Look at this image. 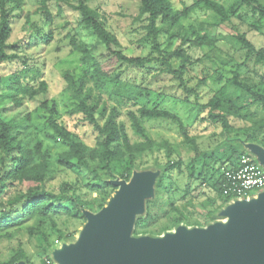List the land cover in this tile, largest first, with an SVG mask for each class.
I'll list each match as a JSON object with an SVG mask.
<instances>
[{"label":"trees","instance_id":"trees-1","mask_svg":"<svg viewBox=\"0 0 264 264\" xmlns=\"http://www.w3.org/2000/svg\"><path fill=\"white\" fill-rule=\"evenodd\" d=\"M38 1L40 5L35 12L40 14L39 17L32 18L30 12L23 17L27 35L35 39L32 47L52 38L49 27L52 17L47 7L51 0ZM55 1L74 9L79 15L80 30L94 36V41L89 43L84 37L69 35L71 49L79 53V59L86 67L79 75L64 70L62 78L63 91L72 106L68 113L80 114L98 137L95 144L89 146L56 118L55 106L46 99V81L40 80L36 87L21 88V85L13 84L11 74L0 73V106L10 100L20 106L25 97H40L37 110L44 113L42 127L48 130L43 135L54 147L60 143L66 146L54 155L55 162L72 171L76 180H83L81 184L62 183L58 191L47 188L46 181L52 178L54 170L50 146L43 144L45 138L39 136V127L34 125L30 113L13 119L0 110V237L9 239L15 233L12 227L24 229L28 237L34 239L37 255L44 257L50 248L46 222L55 227L57 216L84 219V210L98 211L110 197V192L115 191L111 178L118 175L128 181L133 170H160V173L153 183L152 196L144 199L143 211L136 215L131 234L160 235L180 224L203 227L217 221L218 210L230 202V197L221 192L220 166H236L243 154L257 160L241 141L264 148V46L256 48L237 28L231 37L237 41L239 56L236 51L228 59L206 55L211 61L212 74L208 75L202 69L203 76L197 87L207 77L217 84L211 88L208 99L198 103L196 89L183 86L185 92L194 94L193 102L206 111V118L221 127L225 137L221 145L213 149L200 150L179 115L157 105L148 106L149 89L135 78L121 77L116 68L122 64L141 68L157 64L161 66L160 72L172 74L179 79V85H184L183 74L201 59H192L183 45L214 49L220 35L213 32L212 27L225 24L231 16L243 20L247 13L250 14L248 27L264 37V0H230L227 5L218 0H191L179 9L174 8L170 0H138L134 20L141 21L143 33L135 52L123 48L106 25V17L98 7H92L89 0ZM24 2L0 0V65L18 58V50L25 47L8 42L12 30L10 21L24 14ZM199 9L211 11L218 20L191 21V14ZM162 35L168 40L178 38L180 45L169 49L162 47ZM144 48L148 50L145 54ZM236 59L234 68L224 73L226 66ZM183 98L188 100L186 95ZM152 119L175 123L184 141L191 145L193 155L183 171L186 179L209 187L215 194L209 200L211 207H207L202 217L196 216L191 221L195 213L174 205L171 181L167 179L173 169L182 170L183 160L175 154L168 140L153 137L145 123ZM34 129L38 130L36 134ZM106 175L110 179L105 178ZM85 179L88 180L86 183ZM83 185L86 187L84 192L80 191ZM198 188L195 191L198 192ZM184 190L182 196L189 192L186 187ZM92 192L97 193L98 200L89 196ZM41 219L45 221L35 222ZM17 261L31 262L26 253L18 249L8 259L0 260V264Z\"/></svg>","mask_w":264,"mask_h":264},{"label":"rangeland","instance_id":"rangeland-1","mask_svg":"<svg viewBox=\"0 0 264 264\" xmlns=\"http://www.w3.org/2000/svg\"><path fill=\"white\" fill-rule=\"evenodd\" d=\"M24 1V14H22L21 18L15 17L10 21L12 30L8 42L11 44L20 43L25 47L18 50V58H14L10 62H5L0 65V73L3 75L11 74L13 76V84H19L21 85V88L36 87L40 80L46 81L48 85L46 99L49 104L55 106L56 118L59 119L69 130L76 133L84 143L93 146L98 137L96 131L91 125L82 120L80 114L71 115L68 113V110L72 106L70 104V98H68L63 91L64 80L62 78V72L68 69L75 75H79L83 71V68L86 67V65L81 63L79 53L71 49V46L69 45V35H75L77 38L84 37L89 43L94 41V36L80 30L78 25L79 15L74 9L66 3L51 0L47 7L52 17V21L49 24L52 31V38L48 42H44L42 45L32 47L35 39L34 36L27 35L28 33L26 32L28 30L25 27L23 17L27 12H30L33 13L31 17L33 16L32 18L37 19L40 14L35 11L40 4L38 0ZM76 1L77 0H71L72 3H76ZM170 1L174 8L179 9L191 0ZM218 1L227 5L230 0ZM89 4L92 7H98L101 14L106 17V25L120 40L123 48H128L130 51L134 52L137 51L136 45L139 37H141L143 33L141 21L134 20L138 13V0H89ZM249 15V13L245 14L243 20L239 19L237 16H231L228 22L221 24L218 28L217 26H213L212 31L220 35L214 49L207 46L192 47L188 44L183 45V48L191 55L192 59H201V62H195L188 72L183 74L184 85H179V79L172 74L165 71L160 72L161 66L157 64H150L144 68L122 64L121 66H118L116 70L117 72L120 71L119 73L121 77L127 79L135 78L141 85L146 86L147 89H149L151 96L147 102L148 106L152 104L157 105L158 107L165 108L179 115L183 125L188 131V135L194 137L195 143L200 150L213 149L218 145H221V142L225 137L221 127L219 124L212 123L206 118V111L194 104V94L185 92L183 86L196 89L198 103H203L208 99L212 93L211 88L217 86V84L213 83L212 80L207 77L203 84H200V86L197 87V84L200 83L199 80L203 76L202 69H204L208 75L212 74V69L209 68L211 61L206 55H210L213 58L223 56L225 59H228L229 56L233 55L236 51L237 56H239L240 51H237L239 49L237 41L231 37L232 34L237 32V28L240 33H245L246 37L256 48L264 46V37L248 27V22L250 21ZM190 20H206L214 22L218 20V17L209 10L199 9L191 14ZM160 41L162 47L168 49L180 45V40L176 37L168 40L162 35L160 36ZM147 51V48H144L143 53L145 54ZM173 62L175 63V61ZM236 62L237 59L236 61H231L230 64L226 66L224 73H227L226 71L228 69H233V63ZM185 95L188 96V100L183 98ZM40 101V97L34 99L25 97L22 100V104L16 106L13 101L10 100L1 105L0 110L4 112L7 117L13 119H17L30 113L34 125L40 129L39 131L34 129L33 132L36 134V131H38L40 136L48 131L47 128L42 127L44 113L37 110ZM145 123L154 138L157 140H168L173 147L175 154L180 156L183 160L182 170L173 169L170 171L167 179L171 181V199L174 205L181 210L186 209L188 213H195L191 216V221H193L196 216L200 217L199 215H201L202 217L207 210V207H211L209 200L213 199L215 194L209 187L203 186L195 180L188 181L186 179V175L183 171L184 165L193 155L191 145L184 141V138L175 123L164 119L145 120ZM43 136L45 138L43 144H49L50 146V160L52 161V168L54 170L52 178L46 181V187L58 191L60 190L62 183L79 184L83 181L82 179L76 180L75 174L72 173V171L66 170L54 160V155L57 152L65 150L66 146L60 143L58 147H54L50 144V141L45 134ZM241 144L245 148L250 149V147H248V144L250 143L241 141ZM133 172H135V170H133L132 173ZM154 172L158 175L160 170H155ZM105 178L110 179L108 175H106ZM111 179L122 178L115 175ZM87 181L88 180L85 179L84 183ZM115 187L117 188V186ZM185 187L189 192L182 196ZM197 187H199L198 192L201 193L199 196L195 197V194L198 193L195 191ZM85 190L86 187L83 185L82 190L80 191L84 192ZM113 193L114 191L110 192V197ZM83 195L85 194L83 193ZM89 196L96 198L97 200L99 198L96 192H92ZM110 197L104 200L103 206L108 203ZM215 203L217 204V202L214 201V204ZM223 208H225V206L218 210L217 220L225 221L227 219L226 216L221 214ZM54 219L56 224L55 227H51L49 222L45 223L50 248L47 250L44 257L41 258L37 255L35 241L28 237L24 229L17 230V228L12 227L11 230L15 233L13 232L14 234L9 239L6 237H0V260L8 259L13 252L21 249L31 261L26 264H58L53 258L52 251L61 247L62 244L75 243L83 225L85 224L86 218L81 219L60 215ZM37 221L43 222L45 220H35V222ZM186 226L189 228L194 227L191 225ZM150 229L153 228L150 227ZM174 229V227H171L163 231L161 234L166 231H173ZM140 235L141 234L133 236ZM142 235L151 237L160 236L150 235L148 232L143 233Z\"/></svg>","mask_w":264,"mask_h":264},{"label":"water","instance_id":"water-1","mask_svg":"<svg viewBox=\"0 0 264 264\" xmlns=\"http://www.w3.org/2000/svg\"><path fill=\"white\" fill-rule=\"evenodd\" d=\"M254 146V147H253ZM264 167V148L248 144ZM154 171L112 179L117 186L105 206L84 210L86 218L73 244L52 251L58 264H264V191L235 200L221 210L226 220L203 227L180 224L160 236H133L136 215L153 194ZM13 264H25L17 261Z\"/></svg>","mask_w":264,"mask_h":264},{"label":"built area","instance_id":"built-area-1","mask_svg":"<svg viewBox=\"0 0 264 264\" xmlns=\"http://www.w3.org/2000/svg\"><path fill=\"white\" fill-rule=\"evenodd\" d=\"M221 192L235 200L250 199L264 191V167L249 154L239 157L236 166H220Z\"/></svg>","mask_w":264,"mask_h":264}]
</instances>
